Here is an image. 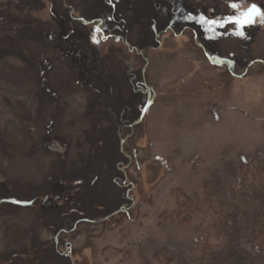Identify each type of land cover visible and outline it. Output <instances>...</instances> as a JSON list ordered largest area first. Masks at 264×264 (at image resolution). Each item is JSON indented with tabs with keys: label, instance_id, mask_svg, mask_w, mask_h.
Masks as SVG:
<instances>
[{
	"label": "rangeland",
	"instance_id": "1",
	"mask_svg": "<svg viewBox=\"0 0 264 264\" xmlns=\"http://www.w3.org/2000/svg\"><path fill=\"white\" fill-rule=\"evenodd\" d=\"M253 4L0 0V264H188L216 242L264 160V17L229 23Z\"/></svg>",
	"mask_w": 264,
	"mask_h": 264
},
{
	"label": "trees",
	"instance_id": "2",
	"mask_svg": "<svg viewBox=\"0 0 264 264\" xmlns=\"http://www.w3.org/2000/svg\"><path fill=\"white\" fill-rule=\"evenodd\" d=\"M254 165L221 204L216 242L188 264H264V160Z\"/></svg>",
	"mask_w": 264,
	"mask_h": 264
},
{
	"label": "snow or ice",
	"instance_id": "3",
	"mask_svg": "<svg viewBox=\"0 0 264 264\" xmlns=\"http://www.w3.org/2000/svg\"><path fill=\"white\" fill-rule=\"evenodd\" d=\"M255 15H261L262 17H264V12H261V10L255 4H253L245 13L244 18L242 20H233L229 21V23H236L239 25H250L253 22V17ZM238 34L243 35V32H240Z\"/></svg>",
	"mask_w": 264,
	"mask_h": 264
},
{
	"label": "water",
	"instance_id": "4",
	"mask_svg": "<svg viewBox=\"0 0 264 264\" xmlns=\"http://www.w3.org/2000/svg\"><path fill=\"white\" fill-rule=\"evenodd\" d=\"M144 111L142 112V114L139 117L138 121H140L142 119ZM2 201L9 202V203H12V204H15V205H19V206H29L32 203V201H21V200L15 199V198H10V199H6V200H2Z\"/></svg>",
	"mask_w": 264,
	"mask_h": 264
}]
</instances>
